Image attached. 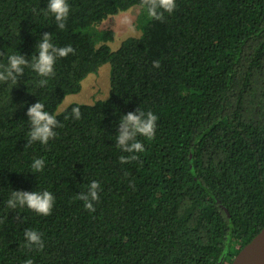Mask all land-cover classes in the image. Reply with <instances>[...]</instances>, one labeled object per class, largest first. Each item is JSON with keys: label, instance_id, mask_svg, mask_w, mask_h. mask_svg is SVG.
<instances>
[{"label": "trees", "instance_id": "obj_1", "mask_svg": "<svg viewBox=\"0 0 264 264\" xmlns=\"http://www.w3.org/2000/svg\"><path fill=\"white\" fill-rule=\"evenodd\" d=\"M68 3L59 30L40 11L47 0H0V64L30 60L45 32L75 49L46 87L27 67L16 85L0 82V264H230L264 227V0H176L163 22L140 0ZM133 5L140 33L112 49L115 30L101 23ZM106 62L108 96L57 111ZM38 100L62 127L25 148ZM137 107L158 116L156 136L138 137L140 161L121 164L119 120ZM93 180L102 190L89 212L76 196ZM12 190L50 191L52 214L9 209ZM26 229L43 250L24 247Z\"/></svg>", "mask_w": 264, "mask_h": 264}, {"label": "clouds", "instance_id": "obj_2", "mask_svg": "<svg viewBox=\"0 0 264 264\" xmlns=\"http://www.w3.org/2000/svg\"><path fill=\"white\" fill-rule=\"evenodd\" d=\"M141 7L146 11L150 20L163 22L165 13L171 15L177 8L176 0H140ZM35 12L36 9H33ZM40 11L48 16L51 14L55 18L56 27L59 30H65L66 21L70 13V5L68 0H47V8ZM69 54H75L72 45L63 47L53 43V33L45 32L36 44V51L28 59V56L21 53H14L7 57V64H0V82L11 81L12 85L18 83V77L24 74V69L30 68L38 74L41 79L38 81L37 87H46L49 78L55 76V64L58 58H66ZM152 66L160 68L159 60H154ZM26 115L30 123L28 132V140L25 148L33 143L39 142L47 145L50 140L57 135L55 129L62 127L56 115L45 110V105L40 100L31 104L27 108ZM79 107L72 108V117L74 119L81 118ZM68 117L66 116L65 119ZM158 116L151 110H143L137 107L134 111H129L122 115L119 120V127L116 136V146L123 153L119 162L127 164L134 161H140L138 154L145 151L144 143L138 137H144L146 140H152L156 136ZM46 161L43 158H34L31 164L33 172H41L45 167ZM129 186L135 188L134 183L129 182ZM101 184L99 181L93 180L85 191L80 192L76 199L83 202V207L89 212H95V203L100 199ZM9 209L25 208L37 213L38 215L49 216L55 204L54 195L48 191H23L12 190L10 198L7 200ZM2 222V221H0ZM25 245L29 250H43L44 240L42 233L34 229H26L24 231ZM24 264H34L32 259H26Z\"/></svg>", "mask_w": 264, "mask_h": 264}, {"label": "rangeland", "instance_id": "obj_3", "mask_svg": "<svg viewBox=\"0 0 264 264\" xmlns=\"http://www.w3.org/2000/svg\"><path fill=\"white\" fill-rule=\"evenodd\" d=\"M139 7L131 6L127 10L111 15L102 21L101 26L112 27L115 30L113 40L110 42L112 49L117 48L121 41L129 35H138L140 30L136 25ZM110 64L103 63L96 72H91L82 80L81 89L75 93L65 95L57 111L62 110L71 102H93L106 98L109 94Z\"/></svg>", "mask_w": 264, "mask_h": 264}, {"label": "water", "instance_id": "obj_4", "mask_svg": "<svg viewBox=\"0 0 264 264\" xmlns=\"http://www.w3.org/2000/svg\"><path fill=\"white\" fill-rule=\"evenodd\" d=\"M243 250L245 254L236 263ZM230 264H264V227L239 250Z\"/></svg>", "mask_w": 264, "mask_h": 264}, {"label": "bare ground", "instance_id": "obj_5", "mask_svg": "<svg viewBox=\"0 0 264 264\" xmlns=\"http://www.w3.org/2000/svg\"><path fill=\"white\" fill-rule=\"evenodd\" d=\"M245 254V250H243L240 255L237 257L236 263H238L240 261V259L242 258V256Z\"/></svg>", "mask_w": 264, "mask_h": 264}]
</instances>
